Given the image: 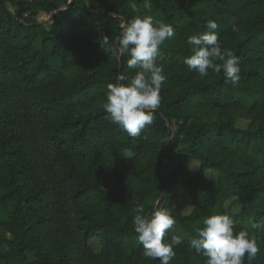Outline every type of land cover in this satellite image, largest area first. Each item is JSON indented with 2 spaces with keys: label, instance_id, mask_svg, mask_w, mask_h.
Here are the masks:
<instances>
[{
  "label": "trees",
  "instance_id": "1",
  "mask_svg": "<svg viewBox=\"0 0 264 264\" xmlns=\"http://www.w3.org/2000/svg\"><path fill=\"white\" fill-rule=\"evenodd\" d=\"M179 1L174 16L170 0H152L174 36L157 57L167 79L154 123L130 137L103 104L116 75L134 70L98 39L115 42L122 25L143 15L144 0H0V264H160L143 255L138 203L145 214L167 207L176 218L165 234L181 237L170 264H205L189 240L204 218L227 212L229 198L239 203L235 230L264 242V230L252 227L264 221V0ZM209 19L222 47L240 58L236 86L184 63L187 38L207 31ZM124 152L131 166L120 172ZM189 159L198 169L181 184L193 206L183 214L174 182ZM109 178L116 189L103 187ZM253 264H264V246Z\"/></svg>",
  "mask_w": 264,
  "mask_h": 264
},
{
  "label": "clouds",
  "instance_id": "2",
  "mask_svg": "<svg viewBox=\"0 0 264 264\" xmlns=\"http://www.w3.org/2000/svg\"><path fill=\"white\" fill-rule=\"evenodd\" d=\"M136 9V4L132 5ZM147 10L143 15L133 16L125 25L115 42L108 35H101L98 46L106 53L114 55L119 62L122 55L128 56L127 68L134 74L116 75V82L107 85L104 110L111 123L117 125L130 137H139L142 130L154 123L155 111L161 103L160 91L167 79L164 65L157 57L164 42L174 36L171 24L149 14L152 0H144ZM207 31L187 38L190 55L184 63L200 77H207L209 70L223 73L226 82L236 86L240 79V58L230 48L222 47L216 30L215 20L209 19ZM232 31H238L234 19L229 21ZM133 224L138 240L143 247V255L148 259H159L160 264H170L176 255L174 245L181 237L169 241L165 234L173 229L176 218L167 207H155L145 214L144 206L135 207ZM234 212L215 213L203 220V227L196 230L188 246L206 257L205 264H253L261 252L264 242L255 234L241 229L235 230ZM254 229L264 230V221L252 224ZM246 258V261H245Z\"/></svg>",
  "mask_w": 264,
  "mask_h": 264
},
{
  "label": "rangeland",
  "instance_id": "3",
  "mask_svg": "<svg viewBox=\"0 0 264 264\" xmlns=\"http://www.w3.org/2000/svg\"><path fill=\"white\" fill-rule=\"evenodd\" d=\"M170 3L172 5V13L174 16H179L181 14L183 2H180L179 0H170ZM12 9L11 7H9ZM140 10L144 14L147 10L141 6ZM154 16L156 19H161L162 20V14L154 9L152 7L151 12L149 13ZM28 15V14H26ZM37 21H41L43 23H47L49 21V15L45 13H38L36 16ZM247 124V120L244 119H238L235 121V125L239 128H245ZM177 149V147H175ZM130 153L129 152H124L123 155H121V158L118 162V170L120 172H126L130 169ZM198 169V162L195 159H189L183 162L181 169H179L176 173V180L174 182V188L176 190L175 197L173 200V205L180 210L181 213L183 214H188L192 211V204L189 201L186 193L184 192L181 184L186 180L192 173H194ZM206 174L214 179L216 175L215 170H207ZM103 187L106 190H113L117 188V181L115 178H109L105 181ZM224 207L227 212H238L239 210V203L236 198H229L224 202ZM92 246L94 247L95 250H98L100 246V242L98 238H94L91 241Z\"/></svg>",
  "mask_w": 264,
  "mask_h": 264
},
{
  "label": "crops",
  "instance_id": "4",
  "mask_svg": "<svg viewBox=\"0 0 264 264\" xmlns=\"http://www.w3.org/2000/svg\"><path fill=\"white\" fill-rule=\"evenodd\" d=\"M39 13H42V12H39ZM44 13V12H43Z\"/></svg>",
  "mask_w": 264,
  "mask_h": 264
}]
</instances>
